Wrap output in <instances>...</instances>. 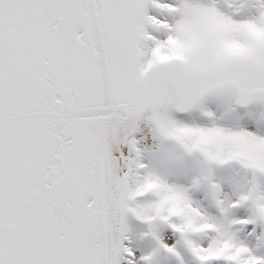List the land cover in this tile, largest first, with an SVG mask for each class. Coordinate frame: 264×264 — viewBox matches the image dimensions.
<instances>
[{"label": "snow or ice", "instance_id": "6c2138e0", "mask_svg": "<svg viewBox=\"0 0 264 264\" xmlns=\"http://www.w3.org/2000/svg\"><path fill=\"white\" fill-rule=\"evenodd\" d=\"M0 264H264V0H0Z\"/></svg>", "mask_w": 264, "mask_h": 264}]
</instances>
